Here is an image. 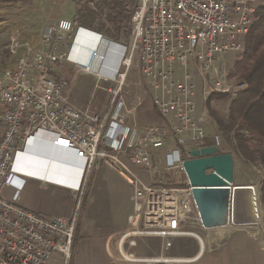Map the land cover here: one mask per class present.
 Segmentation results:
<instances>
[{
  "label": "built area",
  "instance_id": "1",
  "mask_svg": "<svg viewBox=\"0 0 264 264\" xmlns=\"http://www.w3.org/2000/svg\"><path fill=\"white\" fill-rule=\"evenodd\" d=\"M71 1L78 20L74 14L48 21L37 45H11L19 63L0 70V264H47L55 251L66 261L71 257L76 216L41 215L17 203L22 176L29 174L14 163L36 133L81 160L79 194L91 170L102 166L129 184L133 214L106 243L113 264L191 262L196 257L139 256L123 245L113 247L110 238L118 234L134 246L137 238L154 236L169 248L175 237L200 236L187 227L204 228L183 168L192 149L209 145L205 125L210 115L198 110L195 87L199 79L202 97L206 90L235 95L245 89V81L230 76L222 56L243 49L256 0ZM65 63L115 84L108 88L105 108L80 109L71 103L65 92L69 79L60 69ZM134 64L160 122L138 123L141 95L135 91L129 105L122 94ZM210 137L222 152L218 135ZM5 187L12 188L11 199Z\"/></svg>",
  "mask_w": 264,
  "mask_h": 264
},
{
  "label": "rangeland",
  "instance_id": "2",
  "mask_svg": "<svg viewBox=\"0 0 264 264\" xmlns=\"http://www.w3.org/2000/svg\"><path fill=\"white\" fill-rule=\"evenodd\" d=\"M258 4L264 5V0H256L253 3V5ZM75 10L76 6L71 0L0 1V70L5 66H12L19 57V53L10 52V46L12 44H19L22 41H28V37L39 33L43 29L48 18H71L74 16ZM14 34L16 35L14 36ZM240 53V50H229L222 56L225 61L224 64L229 70L232 68L234 61L238 58ZM72 67L73 66L71 64L67 63L60 68L61 75H64L69 79V87L66 89V95L71 103L80 109L90 108L91 110L99 111L105 108L110 96L108 88H113L115 84L113 82L97 81V78L93 73L87 72L83 69L73 70ZM60 69L58 70L59 73ZM141 82L142 79L140 77L139 67L137 64H134L130 70L128 78L126 79V85L123 87L122 94L126 96L129 105L133 104L132 99L135 91L141 95L142 104L139 106L135 117L136 121L138 123L162 121L157 110L152 106L149 91H145ZM93 92L95 93L94 99H92ZM232 96L233 95L225 93L212 94L206 90L204 97H202V84L199 79H197L195 87V101L198 104V110L205 109L210 115V124L205 125V131L214 136L218 135L220 144L219 150L222 152L233 151V146H231L232 144L230 143L229 136H231L232 143L235 140L234 127L230 128L227 122L229 104ZM150 110H153L154 115H152ZM220 124H223L224 130L220 129ZM208 142L209 140L206 139L205 143ZM19 146L21 147V143ZM15 172L20 173L19 170H15ZM263 173L264 162L236 155L234 184H250L255 187L259 222L256 224L237 225L236 227L228 225L221 230L218 228L200 230V226L194 227L193 225H188L187 227L189 229L197 231L202 240H208V242H210L206 245L204 250H202V256L200 254L202 258L197 260V263L206 264L211 257H216L223 250H225L226 245L222 247L224 241L221 240H264V201H262L258 189ZM141 175L144 174L142 173ZM22 177L25 179V186L19 191L20 198L17 203L20 207H38L40 213L43 214L47 212L65 214V210L70 211V216H77V214L80 215L83 213L86 206L84 205L85 198H83L81 204L82 193H78L76 198L73 199L72 207L70 205L67 206L69 198L67 192L69 191L57 186H51L52 184H48L50 185L48 188H42L38 185L40 181L39 178L33 177L32 175ZM89 184L91 185L88 192H90L91 187H94L96 184V179L90 177ZM7 190L11 193V189L9 187L3 188L5 194L7 193ZM110 195L111 194L109 193V196H105V199L101 204V206L104 207L105 202H108L105 205V211L101 209V212L97 215V218L103 223H110L111 221V216L108 213L109 207L112 206V203L109 205V202L111 201ZM9 198H12V193L9 194ZM115 231H110L103 240H108ZM118 238V234H114L113 237L110 238V243L113 247L115 246L114 244H116V240H118ZM83 240L95 239L80 237V239L77 240V243L71 248L72 257L68 259V261L63 258L61 253L55 251L50 256L47 264H100V259L97 253L93 252V255L95 256L93 260L89 258L90 252L87 249L85 250V241ZM150 245L154 247L155 244L150 243ZM125 246L126 245L122 246L123 250L128 252V246ZM220 247L222 248L218 251H209V249ZM153 254L155 255V253H151L149 255ZM109 259L113 262V259L110 256Z\"/></svg>",
  "mask_w": 264,
  "mask_h": 264
},
{
  "label": "crops",
  "instance_id": "3",
  "mask_svg": "<svg viewBox=\"0 0 264 264\" xmlns=\"http://www.w3.org/2000/svg\"><path fill=\"white\" fill-rule=\"evenodd\" d=\"M53 19L58 18H48L46 23ZM46 23L44 24V27ZM43 29L39 33L28 37V42L33 45H37ZM15 35L16 34H14V36ZM210 136L211 134H208L207 138L209 140L211 139ZM52 143L45 141L44 138L29 140L25 149L18 153L14 167L32 175L33 177L39 178V187L48 188L50 186L48 184H52L51 186H57L69 191L67 192L69 195L67 206L70 205L72 207V201L78 194L76 188L80 181L81 164L79 162V164L75 167L73 165V160L75 159L73 154ZM90 173L89 177H87V196L84 204L86 207L81 214L80 237L95 239L83 240L85 241V250L87 249L90 252L89 258H91V260L95 258L93 255L94 252L98 254L100 264H113L110 261L106 250L107 240L103 239L110 231L120 230L128 226L130 216L134 211L131 188L126 180L110 166H102L100 168L93 169ZM140 174H142V172H140ZM90 177L96 179V184L94 187H91L90 192H88L91 185L89 184ZM24 186L25 182L22 188H24ZM10 189L12 193V188ZM8 193L9 191L7 190L6 196L9 198V194L11 193ZM109 193L111 194V201L109 202V205L112 203V206L109 207L108 213L111 216V221L110 223H103L97 218V215H99L101 209L105 211V205L108 202H105L104 207L101 206V204L105 199V196H109ZM23 208L41 215L67 216V218L70 216L69 210H65V214H55L49 212L43 214L40 213L38 207L25 206ZM227 226L219 227L218 229L221 230ZM200 230L206 229L201 228ZM221 241H224L222 247L226 245L225 250H223L216 257H211L206 264H264V240ZM150 243L155 244L154 247H152ZM209 243L210 242H208V240L201 239L200 241L194 233L193 236L173 238L169 248H164L163 240L154 236L137 238L136 245L134 246L129 245V240H127V238L119 237L118 240H116L114 247L116 248L118 245H126L125 247L128 246V251L137 255L159 253L174 257H196L195 260L184 264H199L197 263V260L202 258V250H204L206 245ZM222 247L209 249V251H218Z\"/></svg>",
  "mask_w": 264,
  "mask_h": 264
},
{
  "label": "trees",
  "instance_id": "4",
  "mask_svg": "<svg viewBox=\"0 0 264 264\" xmlns=\"http://www.w3.org/2000/svg\"><path fill=\"white\" fill-rule=\"evenodd\" d=\"M254 13L255 19L244 38V47L230 69L231 77L241 79L247 84L245 89L232 96L227 115L228 126L234 127L233 143L229 136L233 146V151L230 152L234 158V167L236 155L264 162V5H256ZM79 16L80 13L76 10L77 20ZM150 112L154 115L153 110ZM220 129L224 130L223 124H220ZM210 143L211 139L206 144ZM87 185L88 180L82 191L81 204L83 198L86 200ZM258 189L264 201V173ZM80 223L81 214H77L71 248L80 239Z\"/></svg>",
  "mask_w": 264,
  "mask_h": 264
},
{
  "label": "water",
  "instance_id": "5",
  "mask_svg": "<svg viewBox=\"0 0 264 264\" xmlns=\"http://www.w3.org/2000/svg\"><path fill=\"white\" fill-rule=\"evenodd\" d=\"M183 161L192 186L193 200L201 225L206 229L256 224L257 194L250 184H234V158L231 152H219L215 144L190 151Z\"/></svg>",
  "mask_w": 264,
  "mask_h": 264
},
{
  "label": "bare ground",
  "instance_id": "6",
  "mask_svg": "<svg viewBox=\"0 0 264 264\" xmlns=\"http://www.w3.org/2000/svg\"><path fill=\"white\" fill-rule=\"evenodd\" d=\"M15 63H19V57H18V59L16 60ZM10 67H14V64H13L12 66H10ZM0 100H1V95H0ZM40 138H44L45 141H49V142L52 143V141H51L49 138H47V137L41 135L40 133H36L35 135H33L32 137H30V138L28 139L26 145L28 144L29 140H38V139H40ZM52 144H53V143H52ZM26 145H25V147H26ZM54 145H55V144H54ZM57 146H59V145H57ZM25 147H24L21 151H23V150L25 149ZM60 147H61V146H60ZM61 148H63V147H61ZM63 149H64V148H63ZM64 150H66L67 152L73 154V156L75 157V159L73 160V165H74L75 167L79 164V162H80V164H82V163H81V160H80L78 157H76L75 154H74L71 150H69V149H64ZM21 151H19L18 153H20ZM17 155H18V154H17ZM80 167H81V166H80ZM78 185H79V184H78ZM77 187H78V186H77ZM194 233H195V232H194ZM194 233H192V234H194ZM195 234H196V233H195ZM196 235H197V234H196ZM197 238H198L199 240H201L200 236H198V235H197Z\"/></svg>",
  "mask_w": 264,
  "mask_h": 264
},
{
  "label": "clouds",
  "instance_id": "7",
  "mask_svg": "<svg viewBox=\"0 0 264 264\" xmlns=\"http://www.w3.org/2000/svg\"><path fill=\"white\" fill-rule=\"evenodd\" d=\"M85 186V185H84ZM84 189V188H83Z\"/></svg>",
  "mask_w": 264,
  "mask_h": 264
}]
</instances>
